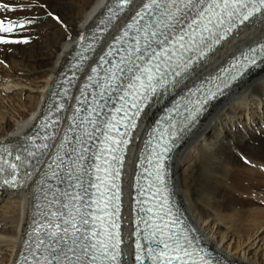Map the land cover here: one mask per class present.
Instances as JSON below:
<instances>
[{"label": "snow or ice", "instance_id": "obj_1", "mask_svg": "<svg viewBox=\"0 0 264 264\" xmlns=\"http://www.w3.org/2000/svg\"><path fill=\"white\" fill-rule=\"evenodd\" d=\"M129 3L130 0H117L121 11ZM0 8L7 9L8 6L2 5ZM190 13L194 15L188 20ZM258 15H264V0H146L122 30V35L115 38L117 44L129 40L131 42L124 49L126 54L107 68L102 81L97 82L100 99L93 97L95 106L81 121L83 135L77 138L78 147L72 150L74 156L66 161L60 155V150L70 141L65 134L51 160L41 170L39 165L44 164V161L37 157L46 155L51 145L36 144L35 140L39 138L49 141L55 139V136L29 138L35 151L26 150L27 156L36 160V171L41 172L37 184L52 189L53 186L47 184V181L60 180L63 175L67 177L69 185L63 191L44 193L47 201L44 205L47 211H41L44 222L38 223L29 233V239L33 241L31 264H122L125 254L121 251L119 187L115 181L119 177L117 165L122 166L120 153L122 146L128 143L124 139L128 133L120 131L121 127L134 128L135 118L139 117L152 96L177 83L176 78L181 77L194 62L205 55V48L211 49L213 44L226 38L238 24ZM14 24L22 27L24 21L9 22V26L4 27V21L0 20V34L12 32ZM16 42L19 41L0 35V43ZM112 54L113 48L110 46L100 57V67L110 63L107 57ZM257 54L264 58V44L243 53L242 61L238 59L232 67L238 70L243 62L255 63ZM99 72V67L92 68L93 75L88 79L96 82ZM125 75L126 82L123 81ZM81 91L83 93L84 89ZM111 92L119 93L121 103L112 111L110 118L103 121L101 131L97 116L104 105L100 100ZM190 94L195 93L190 90ZM211 95L214 93H209ZM195 103L196 108L185 109L189 115L184 120L194 118L195 112L199 111L202 102L197 100ZM173 113L183 115L179 104L169 109L168 116L150 133L147 142L153 145L155 141L148 156L152 169L148 176L151 179L141 189V194L148 192L151 196L137 201L138 204L148 206L140 208L145 215L136 222L138 225L143 224V228L137 227L134 233V261L135 264H145V261L149 264H212L206 255L194 247L189 231L168 206L164 195V160L170 150L169 140L182 122ZM70 119L75 121V117ZM89 126L93 131L89 130ZM44 127L51 125L45 124ZM96 132H101V142L93 153L96 162L88 165L85 163L89 151L86 147L87 138ZM4 154L12 156L7 147H0V185L17 187L22 184L18 178L19 170L29 165L30 161L17 154L16 162H12ZM25 175L30 179L32 173ZM92 175L95 176V182H90L88 188H85L84 177ZM89 189H95V192L90 193V200ZM112 189H116V192H112ZM55 205L59 207L53 210ZM38 252L40 255L37 257Z\"/></svg>", "mask_w": 264, "mask_h": 264}, {"label": "bare ground", "instance_id": "obj_2", "mask_svg": "<svg viewBox=\"0 0 264 264\" xmlns=\"http://www.w3.org/2000/svg\"><path fill=\"white\" fill-rule=\"evenodd\" d=\"M64 1L0 0V6H8L7 9L0 8V20L4 21V27H8L9 22L24 21L22 27L14 24L12 32L0 35H4L9 40H25L24 45H19L17 42L0 43V62L3 64L0 65V84L5 87H14L15 85L16 87L13 89L19 94L17 98H13L11 95L6 97L7 95H5L0 100V144L24 140L35 134L40 124L38 120L46 110L44 96L53 90L60 70L72 58L81 37L85 38L114 2V0H74L75 4L69 5ZM139 1L134 0V3ZM134 3L123 13L122 17L124 15L130 16V10ZM67 4L69 7L66 6ZM50 13L57 20L60 18L59 22L53 21ZM119 22H116L113 28L105 34L107 42ZM262 36H264V15L251 25L241 28L226 44L181 77L172 90L185 87L196 77L197 79L200 78L201 75L216 66L226 54L238 50ZM38 50L45 52V54H38ZM102 50L103 48L99 50V54ZM30 58L38 60L36 70L39 72H35L36 78L31 83L24 78V75L15 70V67L28 66L27 61ZM41 58L44 59L40 60ZM12 78L15 80L23 79V81H11ZM80 85H82V80H80L78 88ZM2 92L4 90L1 89L0 95L4 94ZM78 92L77 90L71 101L68 114L72 113ZM169 92L167 91V93ZM23 93H26L27 97L25 100H20ZM5 101L8 102L9 107L4 104ZM244 108L252 110L251 124L256 126L261 123V128L255 129V126L250 123L247 124L248 122L244 123V128H240L236 117L237 113ZM158 110V105L155 102L151 104L144 114L146 117L143 122L146 121L147 115L149 116ZM11 117L17 120L12 121ZM66 123L67 117L60 128L59 136ZM263 125L264 64L236 83L227 94L214 102L209 109L199 116L191 131L186 134L182 144L172 153L169 160L172 192L176 195L183 213L202 240L227 262L264 264V254L259 255V252L264 250V235L261 236V233L264 232L261 230L264 226L262 209L255 208L263 215L251 208L253 211L250 213L258 219L249 238V240L252 238L251 241L249 243L239 242L235 247L232 242L228 245L225 243L235 232L230 229L224 232L226 235L222 234L226 220L224 215L221 213L222 216L218 212L219 209L216 208L215 213L208 212L209 214H206L207 210H213L214 204H211L212 206L209 204L212 201H210L208 194L216 183L228 189L231 182L230 188L232 186V189L238 192V195L233 192H222L223 195H227L228 202H225L221 197L220 203L223 204L224 209L229 211L241 201L253 205L256 204L255 201L264 196V189H262V193H255L258 200L252 196L253 194L250 197L240 194V192H247L248 194V191L252 189L250 187H257L256 191H259L260 187H264L262 184L264 181ZM198 156H201L202 161L205 162L204 173L201 174L204 175L205 191L208 192L199 199L200 208L195 207L193 203V188L191 189L192 186L189 183L194 176L189 170L192 168L194 159ZM231 163L237 167L233 168L229 181L225 171ZM241 164H248L251 168L248 166L249 168L244 171L239 167ZM193 166L196 165L193 164ZM196 177L198 178V175ZM36 184V179H34L22 192L0 189V196H5L0 203V264H16L17 255L22 248L31 221ZM261 241L262 244H260ZM128 261L129 256L126 254L123 258V264H129Z\"/></svg>", "mask_w": 264, "mask_h": 264}, {"label": "rangeland", "instance_id": "obj_3", "mask_svg": "<svg viewBox=\"0 0 264 264\" xmlns=\"http://www.w3.org/2000/svg\"><path fill=\"white\" fill-rule=\"evenodd\" d=\"M62 1H64V0H62ZM78 1H80V0H78ZM64 2L69 3V5H74L75 4L74 0H65ZM69 5L67 4L66 6L69 7ZM44 14L49 15L48 13H44ZM50 15H51V19L52 20L54 19L53 21L57 20V18H55V16L53 14L50 13ZM48 17L50 18V16H48ZM59 20H60V18H58L57 21L59 22ZM17 44L24 45L25 44V40L24 41H19V42H17ZM28 45H30V44H28ZM28 45H26V46H28ZM38 54L44 55L45 52L43 53V52H41V50H38ZM43 59L44 58H41L40 60H43ZM27 62H28V66H25V65L21 66L22 68H16L15 67V70L18 73H20L21 75H24V78H26L31 83L36 78V73L35 72L37 71L36 70V68H37V64L36 63L38 62V60H36L35 58H30ZM0 65H3L2 62H0ZM9 67H10V65L8 66V68ZM27 72H29V73H27ZM12 79H11V81H18V82H22L23 81V79H19L21 81L15 80L14 78H12ZM14 87H16V86L14 85ZM14 87H9V86L5 87L2 84H0V91H1V89L4 90V92H2L4 94L0 95V100L5 95H7L6 97H8L9 95H11L13 98L19 97L18 96L19 94H17V91H15V89H13ZM26 93H23L21 95L20 100H25L26 99L25 98V97H27ZM4 104L8 105V107H9V104H8L7 101H5ZM251 111H252L251 109L244 108V109H242L241 111H239L237 113V117L236 118L238 119L237 122H238L240 128H244L245 127V124H244L245 122H248L247 124H249V123L251 124V122H250ZM11 120L12 121H16L17 119L11 117ZM225 126H227V125L225 124ZM252 126H255V125H252ZM261 126H262V124L260 123V124L256 125L254 128L255 129L261 128ZM221 127H223V126H221ZM263 129H264V127H263ZM201 158H202L201 156L196 157L194 159V161H193V164H195L196 166H193V164H192V168L189 170V172L194 175L191 178L189 183L192 186L191 189L193 188L192 189V198H193L192 200H193V203H194L195 207H197V208H200V205H201L199 199L202 198V196L204 194H208V192L205 191L206 188H205L204 175L201 174V173H204V163L205 162H204V160L202 161L203 158L202 159ZM248 166L251 168V166L248 165V164L247 165L246 164L239 165V167L242 170H244V171H245L246 168H249ZM234 167H237V166H235L234 163H231L229 165V168L226 169L225 174L227 175V180L230 178L232 170H233ZM195 174L198 175V178L196 177ZM248 175H249V173H248ZM229 181H230V179H229ZM262 184L264 185V181H263ZM230 185H231V182H230ZM230 185L228 186V189L224 188V186H221V184H217V183H216V185H214L212 187V189H211V191L209 192L208 195H210V201H212V203L209 201L210 202L209 204L210 205L214 204L213 206L211 205L213 210H210V211L207 210L206 214L215 213L216 212V210H215L216 208H217V210L221 209L220 211L218 210V212H220V214L222 213L224 215L225 220H226L225 223H224L225 228L223 229V231H222L223 233L222 234L226 235V233H224V232H227L230 229H233V231L235 232V234L232 235V237L229 240L227 239V241L225 243L228 245L230 242H232L233 246L235 247V246H237L239 244V242H247V243H249L251 241V239H252L251 238L249 240V238L251 237L250 235H251V233H252V231H253V229L255 227V223H257L258 219H256L255 216L252 213H250V211H253L251 208H253L254 210H255V208H259V209H262V212L264 213V196H263V194H262L263 197L261 199H259L260 201L258 200V197L255 196V193L258 194L257 192H261L262 189H264V187L263 186H262L263 188L260 187L259 191L258 190L256 191L257 187L256 188L250 187L253 190L251 189L250 191H248V194H247V192H245V193L244 192H240V194L242 196H246V197H250V195L253 194L252 196L256 200H258V201H255L256 204L252 205V204H247L246 201L245 202L241 201V203H239L238 205L233 207L232 210L229 211V210H226V209L223 208L224 206H223V204L220 203V199L222 197L225 202H228L227 195L226 194L223 195L224 191L225 192H230V193L233 192V193L238 195V192H236L235 189H232V186L230 188ZM4 198H5V196L4 197L1 196L0 203L4 200ZM223 199H222V201H223ZM208 209H209V207H208ZM255 211L257 213H260V211L258 209H256ZM261 215H263V214H261ZM261 230H264V226L262 227ZM263 235H264V232L261 233V236H263ZM260 244H262V241L260 242ZM262 254H264V250L259 252V255H262Z\"/></svg>", "mask_w": 264, "mask_h": 264}]
</instances>
